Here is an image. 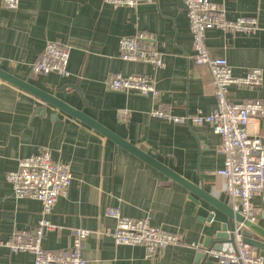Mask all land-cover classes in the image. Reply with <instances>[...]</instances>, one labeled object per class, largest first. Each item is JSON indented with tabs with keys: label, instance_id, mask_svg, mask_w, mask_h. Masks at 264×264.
<instances>
[{
	"label": "crops",
	"instance_id": "0c3cea01",
	"mask_svg": "<svg viewBox=\"0 0 264 264\" xmlns=\"http://www.w3.org/2000/svg\"><path fill=\"white\" fill-rule=\"evenodd\" d=\"M18 1L14 11L0 7L1 70L83 111L228 205L225 180L216 175L223 163L220 137L210 126L188 127L153 118L149 113L159 106L154 99L110 92L105 86L114 74H142L160 91V104L176 116L205 115L215 109L208 69L191 62L195 52L183 0H155L135 8L112 7L103 0ZM212 1L222 5L228 20L257 19L253 33L212 29L205 44L212 58L227 60L234 77L250 69L262 71L261 86L231 85L227 96L233 102L264 105V0ZM137 33L150 37L147 42L162 56L163 69L120 59V41ZM52 41L69 48L68 77L37 76L31 71V64ZM247 131L264 137V120L250 121ZM41 151L69 163L73 177L67 196L57 200L48 217L56 228L45 234V250H65L72 231L84 229L89 232L83 240L86 264H196L205 238L226 220L184 186L115 148L81 121L0 79V240L37 226L42 204L15 198L5 175L17 168L18 160ZM252 202L256 225L264 231V193ZM107 207H117L134 220L148 218L153 227L178 233L181 242L154 256L142 246L115 245L111 237L115 223L105 216ZM252 236L264 242L257 234ZM0 264H33V257L0 247Z\"/></svg>",
	"mask_w": 264,
	"mask_h": 264
},
{
	"label": "built area",
	"instance_id": "2783aa9c",
	"mask_svg": "<svg viewBox=\"0 0 264 264\" xmlns=\"http://www.w3.org/2000/svg\"><path fill=\"white\" fill-rule=\"evenodd\" d=\"M112 7L135 8L155 0H103ZM18 0H0V7L7 11L18 8ZM188 19L189 32L195 54L191 62L205 66L211 76L216 100L215 109L205 115L176 116L169 107L159 102L160 91L153 81L142 74H114L108 77L105 86L110 92L134 93L151 97L159 106L150 111L153 118L175 125L188 127L208 125L220 137L219 153L223 157L222 168L216 175L225 180L228 206L234 213L252 225L257 223L254 196L264 193V137L251 135L247 131L252 120H264V105L256 101L233 102L228 96L231 85L243 88L259 87L263 81L260 69H250L244 76L234 77L227 60L212 58L206 48L207 32L219 29L231 33H253L258 29L257 19L240 17L228 20L221 4L212 0H183ZM144 33L125 37L120 41V59L129 63H143L163 69L165 63L157 49L147 42ZM69 48L57 41L46 44L39 59L30 68L35 75L57 74L68 77ZM12 193L17 199H31L42 204V213L37 226L30 231H14L0 247L13 253H29L33 264H86L83 257V240L89 232L84 229L72 231L69 247L60 252L43 249L46 233L54 231L49 215L59 198L68 194L73 177L71 165L54 160L48 151L18 160L17 168L5 175ZM105 216L115 223L111 237L115 245L142 246L148 256H154L165 247L177 245L181 237L176 232L153 227L148 218L134 220L125 217L117 207H107ZM243 222H235L232 230L234 245L229 250L208 251V256L218 264H264V259L255 249L244 242Z\"/></svg>",
	"mask_w": 264,
	"mask_h": 264
},
{
	"label": "water",
	"instance_id": "95a60500",
	"mask_svg": "<svg viewBox=\"0 0 264 264\" xmlns=\"http://www.w3.org/2000/svg\"><path fill=\"white\" fill-rule=\"evenodd\" d=\"M0 79L18 87L19 89L26 91L33 96L39 98L43 102L55 107L56 109L66 113L67 115L76 118L77 120L81 121L85 125L89 126L109 141H111L115 148L120 147L132 155L136 156L137 158L141 159L151 167L155 168L162 174H164L169 179L181 184L187 190H189L193 195L203 200L205 203L209 204L211 207L222 213L226 220L220 225V230L215 232L210 237L205 238L200 251L196 254V264H213L217 263V259L208 256V251H215L220 252L223 251L226 246L234 245L232 230L235 222H243L244 226L246 227L243 230L244 235V242L253 247L255 250L259 251V256L264 259V242L258 240V238H254L252 233L257 234L262 239H264V231L261 230L257 225H252L247 221H244L243 217L239 214L234 213L232 209L226 204L212 197L209 193H206L203 188L190 184L185 179L181 178L179 175L171 171L169 168L158 162L156 159L153 158L152 155L144 153L140 149H138L135 145L130 144L114 132L110 131L106 127L99 124L97 121L86 115L83 111L74 109L70 107L68 104L63 102L62 100L58 99L52 94H49L43 90H40L7 72L0 69ZM76 91L79 93L80 90L77 88ZM213 215H210V219L208 222H211Z\"/></svg>",
	"mask_w": 264,
	"mask_h": 264
}]
</instances>
